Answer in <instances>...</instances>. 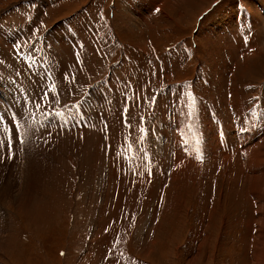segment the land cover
I'll return each instance as SVG.
<instances>
[{
  "label": "rangeland",
  "instance_id": "obj_1",
  "mask_svg": "<svg viewBox=\"0 0 264 264\" xmlns=\"http://www.w3.org/2000/svg\"><path fill=\"white\" fill-rule=\"evenodd\" d=\"M0 115V264H264V0H0Z\"/></svg>",
  "mask_w": 264,
  "mask_h": 264
},
{
  "label": "snow or ice",
  "instance_id": "obj_2",
  "mask_svg": "<svg viewBox=\"0 0 264 264\" xmlns=\"http://www.w3.org/2000/svg\"><path fill=\"white\" fill-rule=\"evenodd\" d=\"M19 47V46H17ZM53 93L56 94L57 90L55 88V85L53 84L52 86H50L49 89L45 90L43 92V94L40 96V100L38 102H35V106L37 109L41 108L42 104H45V102H50L49 101V93ZM191 103L189 104V108L190 111L188 113L189 116L193 115L194 109H195V97L192 95L191 92L187 93ZM57 102H59L57 100ZM152 103H155V97H153L152 99ZM74 107H78L77 105H74ZM128 109L127 107L125 108V112L127 113ZM56 116H62L63 113L62 112H56L55 113ZM253 115H255V112L253 111ZM12 121L15 123V132H16V138L18 139L20 144L24 143V136L27 135V132L25 131L23 133V135H21L20 133V129L23 128V125L16 120V114L13 113L12 114ZM34 123V121H33ZM126 126H130L127 124V121H125ZM106 127V126H105ZM141 133L145 132L144 128L140 129ZM142 139V137H141ZM5 147L7 149V156L8 158H12V156L14 155L13 153V129L12 127L8 124V122L6 121L5 117L3 115H0V153L5 151ZM127 148L130 150L132 148L131 144L127 145Z\"/></svg>",
  "mask_w": 264,
  "mask_h": 264
},
{
  "label": "bare ground",
  "instance_id": "obj_3",
  "mask_svg": "<svg viewBox=\"0 0 264 264\" xmlns=\"http://www.w3.org/2000/svg\"><path fill=\"white\" fill-rule=\"evenodd\" d=\"M8 111V110H7ZM6 112V111H5ZM5 114V113H4ZM7 117V116H6ZM8 121H9V119H8Z\"/></svg>",
  "mask_w": 264,
  "mask_h": 264
},
{
  "label": "water",
  "instance_id": "obj_4",
  "mask_svg": "<svg viewBox=\"0 0 264 264\" xmlns=\"http://www.w3.org/2000/svg\"><path fill=\"white\" fill-rule=\"evenodd\" d=\"M209 10V9H208Z\"/></svg>",
  "mask_w": 264,
  "mask_h": 264
}]
</instances>
